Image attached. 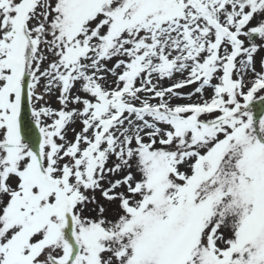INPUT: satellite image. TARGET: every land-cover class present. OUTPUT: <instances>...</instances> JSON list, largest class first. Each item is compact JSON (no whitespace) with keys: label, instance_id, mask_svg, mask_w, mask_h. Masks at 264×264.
I'll return each mask as SVG.
<instances>
[{"label":"snow or ice","instance_id":"snow-or-ice-1","mask_svg":"<svg viewBox=\"0 0 264 264\" xmlns=\"http://www.w3.org/2000/svg\"><path fill=\"white\" fill-rule=\"evenodd\" d=\"M264 0H0V264H264Z\"/></svg>","mask_w":264,"mask_h":264},{"label":"rangeland","instance_id":"rangeland-1","mask_svg":"<svg viewBox=\"0 0 264 264\" xmlns=\"http://www.w3.org/2000/svg\"><path fill=\"white\" fill-rule=\"evenodd\" d=\"M264 107V104H261L260 102H254L253 105V113L255 116H258L260 113L261 108Z\"/></svg>","mask_w":264,"mask_h":264}]
</instances>
